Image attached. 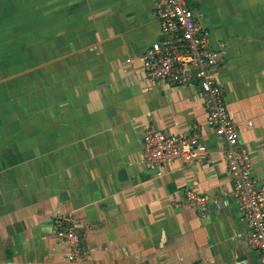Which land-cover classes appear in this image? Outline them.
<instances>
[{"label":"crops","instance_id":"obj_1","mask_svg":"<svg viewBox=\"0 0 264 264\" xmlns=\"http://www.w3.org/2000/svg\"><path fill=\"white\" fill-rule=\"evenodd\" d=\"M156 1L0 0V264H258L206 96L142 70L162 38ZM187 2L220 50L215 80L264 183V0ZM195 123L202 160L146 166V126L188 135ZM190 190L209 202L188 204ZM69 213L82 261L55 235Z\"/></svg>","mask_w":264,"mask_h":264},{"label":"built area","instance_id":"obj_2","mask_svg":"<svg viewBox=\"0 0 264 264\" xmlns=\"http://www.w3.org/2000/svg\"><path fill=\"white\" fill-rule=\"evenodd\" d=\"M154 14L160 22L162 38L139 56L142 70L155 87L195 83L206 96L205 122L226 142L227 170L233 181L232 195L247 229L246 245L259 253L258 264H264V183L251 174L249 153L240 143L236 125L222 99V88L215 80L214 68L220 62V50L210 45V31L200 23L187 0H157ZM205 151L196 123L188 135L154 125L146 126L142 133L140 155L149 169L177 159L202 160ZM212 200L216 206L220 205L218 196ZM186 201L190 205H206L209 198L190 190ZM55 235L68 247L70 260H84L82 235L71 213L58 219Z\"/></svg>","mask_w":264,"mask_h":264},{"label":"water","instance_id":"obj_3","mask_svg":"<svg viewBox=\"0 0 264 264\" xmlns=\"http://www.w3.org/2000/svg\"><path fill=\"white\" fill-rule=\"evenodd\" d=\"M213 207H215V206H213Z\"/></svg>","mask_w":264,"mask_h":264}]
</instances>
